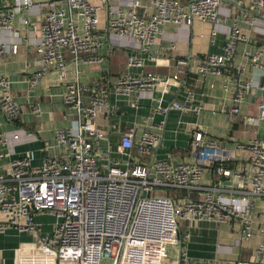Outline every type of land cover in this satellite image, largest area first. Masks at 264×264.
Listing matches in <instances>:
<instances>
[{
    "label": "built area",
    "instance_id": "built-area-1",
    "mask_svg": "<svg viewBox=\"0 0 264 264\" xmlns=\"http://www.w3.org/2000/svg\"><path fill=\"white\" fill-rule=\"evenodd\" d=\"M221 0H48L41 4L45 10L37 21L24 19V24L38 33L35 51L40 68L28 78L34 87L43 73L56 70L64 75L66 53L75 63L86 64L99 60L92 54L106 44L105 33L112 34L123 44L135 43L148 51L162 33L166 23L189 25L194 19L217 22ZM240 4L241 0H234ZM32 0H2L0 29L10 30L15 14L32 6ZM264 8V0H257L251 9ZM254 17L249 18L253 24ZM215 31L212 32V35ZM247 40L236 20L226 34L223 53L209 52L195 61L178 59L171 75L128 71L119 74L112 88L119 94L151 90L169 79L180 81L182 75L220 74L232 58L235 45ZM170 48H174L171 45ZM0 38V61L8 50ZM264 47L258 48L252 60H258ZM249 55V53H247ZM133 54L126 58L127 67H142ZM231 113L238 111L250 88L248 80H237ZM107 86L87 85L75 79L68 82L63 103L76 112L73 127L55 131L57 142L66 147L65 157H49L40 165H33L30 156L16 157L0 174V232L8 226L20 232L35 234L38 226L33 215L45 212L55 217L50 234L40 236L37 253H16L15 264H166L167 249L178 250L176 264H188L187 252L182 249L188 237L179 234V222L216 221L239 222L244 238L250 229L252 200L264 198V144L257 139L237 141L228 149L218 139L206 136L201 130L192 132L188 147L189 160L172 162L156 159L153 149L160 137L144 131L134 143V129L127 128L121 137V148L136 146L137 154H128L119 162L109 152L91 153L86 147L87 136L97 140L105 134L95 129L94 120L104 105ZM168 108L189 110L190 106L171 103L157 106L154 111ZM203 109L198 104L194 110ZM38 114L39 106H30ZM0 111L8 121L19 116L20 106L13 99L10 80L0 73ZM264 118V103L258 112L248 117L251 124ZM20 130L10 137L17 139ZM8 135L0 133L4 143ZM236 152L249 154L251 172L243 177L235 189L216 184L202 185L205 168L218 162L215 171L230 175L224 163ZM3 154L0 153V157ZM101 157L104 163H100ZM186 190L197 194L169 197L166 190ZM228 192V194H226ZM260 243L256 255L264 254V219L259 226ZM212 264H249L239 259L214 261Z\"/></svg>",
    "mask_w": 264,
    "mask_h": 264
},
{
    "label": "crops",
    "instance_id": "crops-1",
    "mask_svg": "<svg viewBox=\"0 0 264 264\" xmlns=\"http://www.w3.org/2000/svg\"><path fill=\"white\" fill-rule=\"evenodd\" d=\"M7 1L12 3V0ZM32 1V6L15 14L10 30L0 29V38L7 46L16 45L14 51L5 52L0 61V73L8 76L13 99L21 108L19 126L8 121L0 111V133L8 135L6 142H0V153L3 154L0 157V174L7 171L10 161L16 157L30 156L33 165H40L49 157L66 156V147L57 142L55 131L75 125V110L63 103L66 84L75 79L87 85H106L108 88L104 105L99 108L94 120L95 129L104 133L105 137L97 140L87 136L86 147L91 153L107 151L119 162L126 160L128 154L136 155V146L123 150L120 146L127 128L134 129V143L144 131L156 133L160 143L153 149L154 157L172 162L190 159L188 147L195 130L220 140L228 149L233 148L237 141L250 139L264 144V118L256 124L248 120V117L257 114L258 103H264V50L258 60H252L258 48L264 47V8L251 9L257 0H241L240 4H235L234 0H221L217 22L194 19L189 25L166 23L148 51H142L135 43L130 46L123 44L105 31L106 44L92 54L99 58L97 62L75 63L66 53L64 75L56 70L45 71L37 84L30 87L28 78L40 68L35 51L38 33L23 20H39L45 11L41 4L48 0ZM252 16L254 22L250 24ZM234 20L247 40L236 43L232 58L225 63L220 74L198 75L191 72L182 75L180 81L169 79L166 84L160 82L151 90L133 91L127 95L119 94L112 88L115 77L124 71L133 76L147 72L171 75L178 59L195 61L209 52L223 53L226 34ZM171 45L174 48H170ZM129 54L139 58L142 67H127ZM237 80H248L251 85L238 104V111L231 113ZM174 102L188 105L190 109L154 111L157 106H168ZM34 104L39 106L38 114L30 110ZM198 104H202L203 109L194 110ZM17 130H20L18 138L12 139L10 135ZM98 161L104 163L101 157ZM215 167L213 163L205 168L202 185L216 184L225 189H235L242 176L251 172L249 154L236 152L232 160L224 163V168L231 171L230 175L218 174ZM49 215L45 212L33 215V222L38 226L35 234L20 232L13 226L0 232V264H15L19 251L37 253L40 236L50 234L55 222L49 221ZM263 219L264 198H253L252 235L248 238L243 237L237 221L181 223V234L188 233L182 243V249L189 257L188 264H212L225 259L264 264V254L257 256L255 253L261 240L259 226ZM170 248L171 262L166 264H176L178 250Z\"/></svg>",
    "mask_w": 264,
    "mask_h": 264
},
{
    "label": "trees",
    "instance_id": "trees-1",
    "mask_svg": "<svg viewBox=\"0 0 264 264\" xmlns=\"http://www.w3.org/2000/svg\"><path fill=\"white\" fill-rule=\"evenodd\" d=\"M117 77V76H116ZM115 77V78H116ZM107 78H110V77H107ZM20 115V114H19ZM10 122H12L13 124H15V125H18L19 126V116H17L16 118H14L13 120H11ZM215 164H217L218 162L216 161V162H214ZM214 168V167H213ZM164 194L166 195V196H169V197H173V198H175V197H178V196H183V195H186V196H189V197H195V196H197V194L196 193H194V192H191V191H186V190H176V189H169V190H166L165 192H164ZM181 223H185V221L184 220H181L180 222H179V234H180V236L182 235L181 234Z\"/></svg>",
    "mask_w": 264,
    "mask_h": 264
},
{
    "label": "rangeland",
    "instance_id": "rangeland-1",
    "mask_svg": "<svg viewBox=\"0 0 264 264\" xmlns=\"http://www.w3.org/2000/svg\"><path fill=\"white\" fill-rule=\"evenodd\" d=\"M49 221L52 223V222H54V220H55V217L54 216H52V215H49ZM171 248H168L167 249V252H166V257H165V261L166 262H171V257H170V253H171V250H170ZM174 260L172 259V262H173Z\"/></svg>",
    "mask_w": 264,
    "mask_h": 264
}]
</instances>
